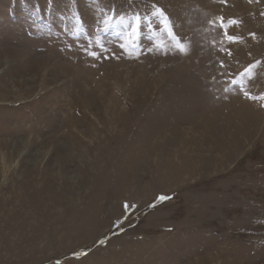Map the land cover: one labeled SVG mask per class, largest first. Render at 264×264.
<instances>
[{"label": "rangeland", "instance_id": "rangeland-1", "mask_svg": "<svg viewBox=\"0 0 264 264\" xmlns=\"http://www.w3.org/2000/svg\"><path fill=\"white\" fill-rule=\"evenodd\" d=\"M113 12L149 17L139 47L120 51L115 19L99 31ZM262 12L264 0H0V264H264V100L221 75L259 60L241 84L264 95ZM221 16L240 21L238 43L222 42ZM96 40L117 58L81 54Z\"/></svg>", "mask_w": 264, "mask_h": 264}, {"label": "snow or ice", "instance_id": "snow-or-ice-1", "mask_svg": "<svg viewBox=\"0 0 264 264\" xmlns=\"http://www.w3.org/2000/svg\"><path fill=\"white\" fill-rule=\"evenodd\" d=\"M222 3H226L227 0H221ZM251 2V0H250ZM153 11L151 12L152 17H156L157 19H160L161 22L167 21L168 17L165 15V12L162 8H158L156 5H152ZM261 15H264V12L261 13ZM115 19L116 23L119 24H124L125 25V31L121 35V43H119L118 47L120 51L123 53L127 48H132L135 49L139 47V40L141 36V26H142V21H148L149 17L144 16L141 13L137 12L134 14L132 17V22L128 24L125 21V18L123 15L117 17L115 12L111 16H106V18L101 21L103 24V27L99 29V31H108L110 27H114V24L112 21ZM240 21L236 19H230L227 22L225 21L224 17L221 16L218 18V24L219 27L223 30V37H222V42L227 43V44H234L238 43L242 38L240 36H234V35H229L228 34V27L232 25H238ZM215 26V25H214ZM166 29L168 30V35L171 40L175 41V51L180 52V53H185V48L183 43L181 42L180 38L177 37L172 31H171V26L170 24L166 25ZM250 35L255 38V33H250ZM93 42H89L88 45H86L82 51L81 54L87 55L93 60H99V59H109V58H117L116 52L108 49L107 47L104 46L103 42L101 40H96L95 43V48H93L92 45ZM220 51L226 52L228 56H232L233 53L230 48H221ZM167 55L168 53L165 52ZM261 65V61L256 60L252 63H249L246 67L243 68V71H240L238 73H231L227 71H222L221 75L222 76H229L231 77L229 83L234 86L238 87L240 92L245 96V98L256 101L258 99L264 100V95H261L259 97L254 96L248 91L242 84L241 81H244L245 78L247 80H252L254 75H255V70L257 67ZM226 65L224 61H220V68L221 69H226ZM239 77L240 79H237L236 77ZM231 89L230 88H225L224 91L227 93ZM171 199V197L161 195L157 197V200L160 202H164L165 200ZM133 205H130L128 203H125L123 205V210L125 213L129 212V209L133 208ZM149 207H156V204L153 203L149 205ZM123 221L120 223H117L115 225L116 229L119 230L122 227ZM101 244L104 243V241H100ZM88 253L87 252H81V253H76L77 256L84 255L86 256Z\"/></svg>", "mask_w": 264, "mask_h": 264}]
</instances>
